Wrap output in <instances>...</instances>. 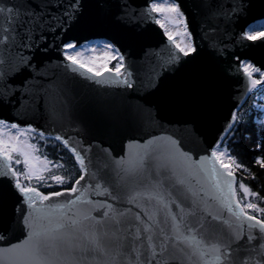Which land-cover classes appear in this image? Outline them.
Returning <instances> with one entry per match:
<instances>
[{
	"label": "snow or ice",
	"instance_id": "1",
	"mask_svg": "<svg viewBox=\"0 0 264 264\" xmlns=\"http://www.w3.org/2000/svg\"><path fill=\"white\" fill-rule=\"evenodd\" d=\"M136 8L133 0H0V109L46 121L67 119L72 101L66 81L75 79L68 72L80 70L101 87L143 91L135 119L150 137L117 158L104 148L97 156L82 138L74 145L69 135L55 134L57 146L78 166L77 175L65 181L52 174L61 187L44 193L31 186L32 180L46 183L43 173L52 163L36 155L37 144L30 142L28 134L38 130L22 128L19 115L15 122L0 118V264H264V207L237 198L235 173L250 169L229 154L220 136L224 128L234 132L242 118L230 112L210 143L204 132L214 124L224 36L239 26L243 41L264 42V28L248 25L253 0H192V14L205 25L200 39L207 66H196L201 53L179 0L149 6L164 17H153L154 23L175 49L162 63L151 59L155 53H145L140 66L126 64L115 40L97 46L99 52L81 44L86 37L76 33L102 27L134 32ZM168 23L177 30L170 31ZM53 48L63 62L57 63L61 74L37 59ZM237 66L249 90L264 86L260 68ZM104 73L109 77L101 79ZM165 114L190 127L192 142L208 143L205 152H191L181 136L155 135L151 129H163ZM253 163L264 170V152ZM13 164H22V170ZM239 189L245 198L264 200L243 182Z\"/></svg>",
	"mask_w": 264,
	"mask_h": 264
},
{
	"label": "water",
	"instance_id": "2",
	"mask_svg": "<svg viewBox=\"0 0 264 264\" xmlns=\"http://www.w3.org/2000/svg\"><path fill=\"white\" fill-rule=\"evenodd\" d=\"M164 1L172 0H133L137 6L133 21L134 32L102 27L95 31L76 34L86 37L80 41L83 45L90 42L115 40L117 49L126 58V64L140 66L142 62H146L145 53H155L156 55L151 59L156 60L158 57L159 62L162 63L168 58L170 52H175V49L167 40L163 29L154 23L153 17L159 18V14L151 13L149 6L152 2ZM179 2L182 7L188 9L189 31L193 33L195 44L201 53L196 66H207L208 54L203 50L204 46L200 39V36L203 35L201 29L205 25L199 15L192 14L190 10L192 0H179ZM253 4L254 9L247 18L250 26L264 21V15L260 14L264 0H253ZM56 43H59V37H57ZM219 47L222 52L220 56L222 63H218L217 68L221 78L213 128L211 131L204 130L208 143L211 142L215 130L223 127L229 113L237 114L250 94L248 81L243 75L242 68L237 65L247 62L264 71V42L260 39L255 42L243 41L239 26L232 29L229 35L224 36V44ZM37 59L43 60L45 67L50 72L62 73L63 69L62 67L57 68V63L62 64L63 62L60 61L59 54L54 48L49 52L38 53ZM79 71L72 73L69 70L68 72L69 77H75V79L66 81L72 101L70 115L67 119L56 117L46 121L41 116L33 117L30 113L22 115L11 108L0 109V118L13 120V117L19 115L22 128L30 124L38 130L37 133L39 130L45 131V137L48 138H54L55 134L69 135L74 145H77L82 138L84 146L91 145L97 156L101 155L100 148L110 149L113 155L119 158L122 154L132 153L137 146H142L150 137L145 136V130L135 119V108L137 105L143 104L144 92L123 87H101L94 84L92 80L86 79L85 77L88 75L86 72L85 76H81ZM108 77L109 74L104 73L100 78ZM178 119L179 117L175 115L165 114V119L160 121L163 129L153 127L151 131L157 136H167L169 133L181 136L191 152L203 154L208 143L203 142L202 139L192 142L188 136L190 127L186 128L183 124L176 123L175 121ZM169 120H172L173 123H168ZM13 122L15 121L13 120ZM74 129H80L79 134ZM227 134L228 130L224 128L220 133L221 139ZM209 159H211L210 154ZM217 167L219 166L217 165ZM57 202H63L62 198ZM211 206L213 210H216V202H212ZM225 218H227L226 214ZM15 235L19 236V232H16Z\"/></svg>",
	"mask_w": 264,
	"mask_h": 264
},
{
	"label": "trees",
	"instance_id": "3",
	"mask_svg": "<svg viewBox=\"0 0 264 264\" xmlns=\"http://www.w3.org/2000/svg\"><path fill=\"white\" fill-rule=\"evenodd\" d=\"M112 63L111 66L114 65ZM255 78H259L258 74H254ZM264 86L253 89L248 100L245 102L241 110L237 113L240 123L236 126L234 132H229L223 140L229 154L237 159L239 163L247 166L250 169V174L242 171H236L235 190L237 198L241 203L253 202L259 207H264V200H258L257 197L245 198L239 189V184L243 182L249 186L251 191L259 193L260 197L264 198V170L260 169L253 163V158L258 157L264 148ZM33 137L32 143L37 144V152L41 159L52 161L49 165V170L44 172L46 183L38 184L36 180H32L31 186H36L41 192L49 193L59 190L61 185H57L51 179L52 174L61 175L65 181L77 175L78 166H74L73 158L66 150L57 146L54 139L40 138L39 135L28 134ZM57 162L62 167H56ZM22 164L18 166V170H22ZM255 179H252V176ZM22 183H27L22 180ZM64 188L70 187L68 183L62 185ZM250 214H253L250 212ZM260 215V214H256Z\"/></svg>",
	"mask_w": 264,
	"mask_h": 264
},
{
	"label": "rangeland",
	"instance_id": "4",
	"mask_svg": "<svg viewBox=\"0 0 264 264\" xmlns=\"http://www.w3.org/2000/svg\"><path fill=\"white\" fill-rule=\"evenodd\" d=\"M164 2H168V3H170V2H172V1H164ZM159 19H164V17H163L162 15L159 14ZM166 26L169 28L170 31L177 30V29L175 28V26L172 25L171 23L166 24ZM251 27L254 28V29H261V28H264V21L261 22V23L254 24V25H252ZM177 39L179 40L180 38L177 37ZM87 45H88V46L97 47V46H102L103 43L92 42V43H89V44H87ZM100 50H101V48H100V47H97V51L99 52ZM84 55H85V56H89V55H93V53H91V52H85ZM253 75H254V74H253ZM263 110H264V108H263ZM29 134H30V133H29ZM31 134H35V133H31ZM35 135H36V134H35ZM30 142H31V140H30ZM31 143H32V142H31ZM13 167H15V168L18 169V166L15 165V164H13Z\"/></svg>",
	"mask_w": 264,
	"mask_h": 264
}]
</instances>
